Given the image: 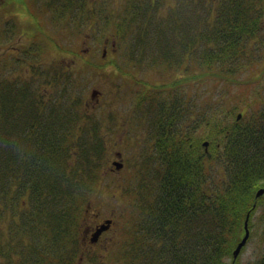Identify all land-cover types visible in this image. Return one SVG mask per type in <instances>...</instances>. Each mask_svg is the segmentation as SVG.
Instances as JSON below:
<instances>
[{
    "label": "trees",
    "instance_id": "1",
    "mask_svg": "<svg viewBox=\"0 0 264 264\" xmlns=\"http://www.w3.org/2000/svg\"><path fill=\"white\" fill-rule=\"evenodd\" d=\"M144 1L122 0L117 6L106 0H55L49 14H53L52 21L62 27L63 33L71 37L70 47L55 39L56 25L54 32H48L39 22L43 39L40 51L45 40L56 50V56L71 55L72 61L66 62L70 66L60 62L51 78L45 75L43 83H38L36 92L32 91V84L23 83L20 90L10 79L0 81V97L8 96L9 103L0 106V193L4 194L10 180L18 181L21 170L26 172L28 178L23 186L28 202L24 211L29 220L25 221L22 236L33 238L34 219H39L38 229L46 242L40 259L31 256L29 245L21 253L24 264H36L41 259L60 262L68 258L57 257L66 249L71 260L60 263H77L84 249L80 236L88 225L87 207L92 208L91 197L107 169V130L92 118L86 107L95 100L91 95L86 99L70 94L73 80L69 73L81 70L77 68L81 64L75 62L81 59L82 65L89 64V68L106 66L119 72L132 63L141 67L144 54L149 56L150 27H153L150 38L154 64L158 62L155 57L158 54L161 68L182 69L183 74L171 80L173 86L198 80L203 74L232 81L239 71L251 69L259 61L255 50L264 46L259 39L264 33V0H177L179 6L172 7L158 21L148 10L162 0L147 4ZM100 14L103 18L99 21ZM0 16L5 17V13L0 11ZM14 22L16 25V17ZM95 23L108 34L97 38L92 27ZM80 36L79 42L74 40ZM95 38L102 49L108 40L105 57L103 50L92 52L91 45L85 43ZM113 47L135 48L136 52L120 63L111 57ZM86 48L88 51L84 53ZM192 65L198 69L189 70ZM49 83L53 86L51 93L42 90ZM154 87L158 89V85ZM261 90L260 108L250 110L246 104L247 110L238 112V117L234 105L217 103L201 107L197 109L200 119L191 129L178 127L182 116L188 114L184 99L177 104L179 97H157L155 101L150 93L145 96L149 103L144 115L149 122L150 148L136 167L131 213V220L136 221L127 230L134 240L137 234L145 237L147 245L138 247L132 243L123 248L121 264H240L238 256L232 260V250L244 235L245 219L251 235L252 218L264 204V193L256 196L257 190L264 186V89ZM20 95L23 100L49 95L55 102L40 111L39 121L54 114V127L61 128L40 135L39 144L30 147L34 149L31 164L18 163L16 113ZM145 97L137 99V106L143 104ZM205 141L207 145L203 144ZM217 158L227 179L215 178L216 183L212 184V163ZM1 194L0 223H4L0 224V259H5L13 255L12 251L16 252V247L2 243L7 237L2 232L6 213ZM244 264H264V252Z\"/></svg>",
    "mask_w": 264,
    "mask_h": 264
},
{
    "label": "rangeland",
    "instance_id": "2",
    "mask_svg": "<svg viewBox=\"0 0 264 264\" xmlns=\"http://www.w3.org/2000/svg\"><path fill=\"white\" fill-rule=\"evenodd\" d=\"M12 1L20 4V0H6L5 5L10 4ZM37 1L38 0H31L32 6L26 2V13L21 12L24 10V7L20 4V17L24 18V22L31 21L30 19H26L27 16L31 15L29 12V9H31L34 12L33 15L37 17L38 22L44 25L46 31L49 30L50 32H54L56 25L57 30L55 39L59 43L70 47L68 44L71 41V37H67V35L63 33L62 27L52 21L53 14H49V12L53 10L55 0ZM106 1L110 4L119 6L122 0ZM135 1L139 3L141 0ZM153 1L154 0H145L144 3H152ZM175 5L179 6L177 0H162L159 1L157 7L155 6L149 9L148 13L151 17L159 18L155 20L158 21L161 20V17L165 18L170 9ZM119 9L123 10V6H120ZM143 10L144 8L142 7V11ZM164 13V16H160ZM97 18L100 21L103 15L100 14ZM1 21H4V17L2 16H0V27ZM97 25L96 23L92 25L97 38H102L108 34L107 32L99 30ZM152 29L153 27H150L147 31L149 56L147 58L144 54L141 67H136L132 63L130 66H123L124 70L121 72L106 66L96 69L89 68V64L82 65V60L80 59L78 62H75V64H81V67H77L81 68V70L69 73V77L73 80V89L71 91L68 89L71 95L73 93L75 97H86L87 99L92 89L96 88L100 90V92L95 95V98H98L97 103L88 109L91 112L92 118L95 117L97 122L101 125H105L104 129L107 130L108 133L106 136L108 149L105 168L111 164L112 159L119 160L123 163L119 170L107 173L104 172L105 176L97 192L91 197L93 204L92 213L85 215L86 224H89V226H94L104 218L113 217L112 226L100 236V241L96 243V245L89 247L88 250L82 249L81 257L77 259L76 264H121L120 254L123 248L129 247L132 243L136 246L138 245V247H145L147 245L145 237H141L137 234L134 240V236L128 234L127 228L136 221V218L131 220V213H133L132 204L135 200L132 193V186L137 176L136 167L141 164L143 157L146 156L150 148L151 134L148 127L149 122L146 118L147 116L144 115V112H148L149 103L148 100H145L148 98L145 97L148 93L152 95V99L155 101L157 97L158 99L162 97H179L178 104L184 99L188 114L182 116L178 127H184L185 129H191V126L196 125V122L200 119L197 109L201 107L214 106L217 103L234 105L236 107V113L246 111V104L250 105V110L261 107V88L264 89V46H260L258 48L259 51L255 50L259 61H257L251 69L239 71L232 81L214 75L203 74V77L198 80L181 82L173 86L171 80H173L176 75H182V69L165 70L161 68L163 65L160 62L161 57L158 56V54L155 56L158 62L154 64V57L151 55L154 46L150 38ZM1 34L0 30V35ZM97 38L90 39L85 43L88 46L91 45L92 52L101 53L102 46ZM80 39L81 36L74 37V40L78 42ZM259 39L264 42V33L259 35ZM6 40L7 38L3 39V41ZM15 41L16 34H14L11 39L7 40L9 43H14ZM38 42L43 45V39L40 38V33ZM256 42L257 41H255V43ZM110 43L111 42H109V44ZM2 49L3 51L0 54H4L5 48L2 47ZM55 52L56 50H54L53 46L44 40V49L39 55L40 68L44 69V72H42V75L39 74V84L43 83L44 78L51 73L60 62L63 63L64 66H70L66 63L72 61V58H70L71 55L67 54L68 51L63 53L67 54L64 58H61L59 55L56 56ZM110 52L109 49V53ZM115 52V55L111 52V57H114L117 62L121 63V60L127 58L131 53H135L136 49L119 48V50ZM84 58L87 57L84 56ZM104 68L106 69L105 71ZM193 69L198 68L196 65L189 67V70ZM15 73L16 71H12L13 75ZM258 74H260L259 79L257 78ZM18 77L20 76L15 78ZM156 85H158V89L154 87ZM160 85L165 86L160 87ZM47 87L46 89L42 88V90L51 93L53 91V86L47 84ZM139 97H145V101L142 105L137 106V99ZM175 100L176 99H174V101ZM217 100H221V102H217ZM153 107H155V105ZM188 108H193L194 111L189 112ZM109 117L111 118L110 122H106V119ZM197 131H200V129ZM17 137L19 138L20 136L17 134ZM116 150L120 151V157L116 156ZM152 150L153 149H151V152ZM212 166V184L216 183L215 178L227 179V175H225L223 168L224 166L219 158L214 159ZM222 175H224V177H222ZM5 196L15 200L16 194L12 189V192L7 193ZM23 208H27V202L24 203ZM252 220L253 227L250 238L242 253L238 255L240 264L254 261L264 252V204L258 208ZM2 223L4 222L0 224ZM130 231L132 232L131 226ZM143 231H146V228L143 229ZM26 245L30 244L26 243ZM43 252H45L44 244L40 243L37 247L31 246L32 257L40 259V255ZM86 253L90 256H86ZM70 255L71 254L68 253L66 249L57 257L66 256L68 258H63L62 260L70 261ZM40 261L39 264H62L60 263L61 261L58 262L57 259L53 262H48L47 259H41Z\"/></svg>",
    "mask_w": 264,
    "mask_h": 264
},
{
    "label": "flooded vegetation",
    "instance_id": "3",
    "mask_svg": "<svg viewBox=\"0 0 264 264\" xmlns=\"http://www.w3.org/2000/svg\"><path fill=\"white\" fill-rule=\"evenodd\" d=\"M6 0L0 1V9L1 12L5 13L4 21H1V35H0V53L3 51L2 47L5 48L4 54H0V81L4 78L10 79L13 81L12 83L22 90L23 83L32 84V91H35V88L38 87L39 82V74L42 70L41 69L39 55L41 53L40 46L38 42L39 37V30H38V20L37 17L33 15V11L29 9L31 15L27 16L26 19L31 20L29 22H24V18L20 17V4L23 5L24 10L21 11L22 13H26L27 10L26 2L31 4V0H20V4L15 3L12 1L10 4L5 5ZM39 2V0L37 1ZM11 16V17H10ZM14 17H16V25L14 22ZM16 34V41L14 43L7 42L8 39H11L12 36ZM3 41V39H6ZM2 40V41H1ZM107 39L105 41V45L103 48L107 47ZM115 43H112L114 46ZM112 52L116 50L113 47ZM88 49L84 50L86 53ZM107 52L103 57L107 55ZM14 65V66H12ZM12 71H16L13 75ZM50 78L54 75V72L48 74ZM47 75V76H48ZM20 76L18 78H15ZM51 84L49 83V86ZM98 93L100 92L99 89H96ZM91 99H97L95 97H91ZM1 103L0 106H7L8 103V96H1L0 97ZM40 100L42 102H40ZM19 104L17 106L18 113H21V118L18 119V128L16 130L17 134L20 136L18 138V146L17 148L22 151V153L18 156V163H32L33 152L34 149L30 147H34L39 143L40 135L41 134H48L49 130H56L61 128L54 127V114L50 116H45L42 120L39 121L40 111L45 110L48 106L55 102L52 98L47 95L43 97H39L36 95L32 99H22V95L18 97ZM97 101V100H96ZM87 103V108L95 105L97 102ZM89 110V109H88ZM90 112V111H89ZM32 157V158H31ZM34 163V159H33ZM116 170L111 163L108 166L107 171H114ZM28 178L25 171L21 170L19 173L18 181L10 180V184L7 186L4 194L2 192V205L5 207L6 213V220L5 222L9 225L8 234L6 235V239H2V243L10 246H19L20 251L19 253L23 252L24 247L28 246L26 243L30 244L33 247H37L38 244L42 243L45 244L46 242L42 239L39 229H38V219H34L36 221L35 231L33 233V238L31 239H24L22 238V231L24 230L25 221L29 220V217L25 214L23 205L27 201V193H25L23 182ZM12 189L16 194L15 200L12 198H7L5 195L7 193H11ZM16 228L15 231L13 228ZM111 227V226H110ZM93 228L92 225L86 226L81 233L80 242L84 247V250H88L89 247H93L100 241V236L103 234L101 233L98 239L94 242L90 240V235ZM15 234L17 239H12ZM24 245V246H23ZM53 262V259L51 260ZM0 264H24L23 257H10L5 259H0ZM36 264H39L36 263Z\"/></svg>",
    "mask_w": 264,
    "mask_h": 264
},
{
    "label": "water",
    "instance_id": "4",
    "mask_svg": "<svg viewBox=\"0 0 264 264\" xmlns=\"http://www.w3.org/2000/svg\"><path fill=\"white\" fill-rule=\"evenodd\" d=\"M103 53H105V50L103 51ZM95 95H96V90L93 89L91 91V96L95 97ZM239 116H240V113H238V117ZM203 144L207 145V142L205 141ZM117 154L119 155L118 152H117ZM114 164H115L116 168H119V167H121L122 162L121 161H115ZM263 193H264V186L260 187L257 190L256 196L258 197L259 195H261ZM110 223H111V219L108 218V219L103 220L101 223L96 224L95 225V230L93 231V233L91 235V238H90L91 241H95L98 238L99 234L103 230H106L109 227ZM248 237H249V228L247 227V218H246L245 221H244V235L238 241V243L236 244L235 248L232 250V259H233V261L238 256L239 252L241 251V248L246 244V241H247Z\"/></svg>",
    "mask_w": 264,
    "mask_h": 264
},
{
    "label": "bare ground",
    "instance_id": "5",
    "mask_svg": "<svg viewBox=\"0 0 264 264\" xmlns=\"http://www.w3.org/2000/svg\"><path fill=\"white\" fill-rule=\"evenodd\" d=\"M21 118V113H16V119H20ZM39 144V143H38ZM22 153L21 150L18 149V156ZM38 222H39V219H38Z\"/></svg>",
    "mask_w": 264,
    "mask_h": 264
}]
</instances>
